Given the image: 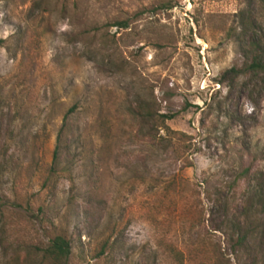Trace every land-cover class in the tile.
<instances>
[{"label":"rangeland","instance_id":"374dc122","mask_svg":"<svg viewBox=\"0 0 264 264\" xmlns=\"http://www.w3.org/2000/svg\"><path fill=\"white\" fill-rule=\"evenodd\" d=\"M259 53L264 0H0V264H45L56 236L66 264H176L165 244L197 240L264 264Z\"/></svg>","mask_w":264,"mask_h":264},{"label":"trees","instance_id":"16d2710c","mask_svg":"<svg viewBox=\"0 0 264 264\" xmlns=\"http://www.w3.org/2000/svg\"><path fill=\"white\" fill-rule=\"evenodd\" d=\"M112 26L125 27L126 23L117 22L114 23ZM251 46L254 45L251 44ZM256 46H254L253 48H255ZM251 67L255 70L264 73V54L259 53L257 57L254 58ZM69 113H73V109ZM134 116L138 118L140 122H142L143 128L147 127L149 129V132L146 135L151 141L153 139H156L161 143L171 144L173 140L171 137L175 135L177 137L178 133L171 131L166 124L167 121L172 120V115L161 114L156 116L151 113L148 106L142 103L136 107ZM68 120V115H66L64 118L62 129L60 130L57 136V146L54 151V157H57L59 150L61 149V145L65 138V131L70 132V125ZM157 130H162L163 132H165L164 136L159 135V137H156V133L154 134V132H156ZM254 191V194H256V196H260L259 193L262 192L260 188H254ZM261 206L264 212V201ZM249 211L250 209L248 208L245 211V215H247ZM226 214H229L228 209L226 210ZM238 221L234 223V221L230 220L228 223L230 233L227 236H230V241L233 240L232 252L234 254H238V252L240 251L248 250L247 237L249 238L251 235V233H246V230H243L241 228V225L238 223ZM186 224L187 222H185V225ZM192 225L194 226V224L191 222V225L189 226L190 229L192 228ZM179 228L184 229L185 226L182 224V226H180ZM181 234L182 236H184L186 233L182 232ZM165 245H167L166 248H168L169 246L166 254L173 258L176 264H208V261H213V264H228V261H224L222 255H220V251H216V249L212 251L213 255L210 257V252L206 249L205 244L201 240H197L191 243L190 245L187 244L180 250H177L176 248L172 249L169 243ZM70 251L71 248L68 241H66L61 236H56L49 242L48 246L43 250L41 258L45 264H66L70 256ZM206 261L207 263H205Z\"/></svg>","mask_w":264,"mask_h":264}]
</instances>
